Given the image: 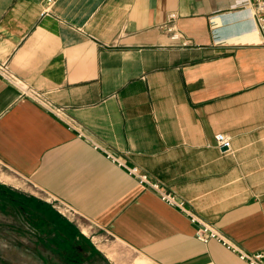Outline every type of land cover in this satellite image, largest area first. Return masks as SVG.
I'll return each mask as SVG.
<instances>
[{"label": "crops", "instance_id": "obj_1", "mask_svg": "<svg viewBox=\"0 0 264 264\" xmlns=\"http://www.w3.org/2000/svg\"><path fill=\"white\" fill-rule=\"evenodd\" d=\"M240 1L0 0V63L24 83L0 73V256L247 264L224 241L264 250V42Z\"/></svg>", "mask_w": 264, "mask_h": 264}, {"label": "built area", "instance_id": "obj_2", "mask_svg": "<svg viewBox=\"0 0 264 264\" xmlns=\"http://www.w3.org/2000/svg\"><path fill=\"white\" fill-rule=\"evenodd\" d=\"M240 3L241 4H251L253 6L254 19L257 22L258 28L262 33V36H263L262 38L264 42V0H241ZM170 19L172 22L175 19V15H171ZM167 30L171 34V40L175 42V44H177L178 46L187 47L190 45L189 40L183 41V34L180 31L176 30L174 26H172L171 24L167 26ZM0 73L14 84L20 85V86L24 85L23 81H21L17 76L12 74L8 70V67L6 65L1 64V63H0ZM21 88H23V92L25 94L32 96L36 101L40 102L43 106H45L49 111L54 113L56 116L62 117L63 115H65L64 108L51 104L50 102L44 99L42 94L34 90H31L30 88H27L26 86L21 87ZM216 141H217L218 147L224 153L231 149V138L228 135L218 134L216 136ZM129 172L131 175L135 176L139 180L140 184L148 188H152V189L159 191L158 184L152 182L146 174H141L138 168H130ZM161 197L163 200L169 202L170 204L177 205L180 208H182V204L177 203L174 197H172L170 194L161 192ZM191 221L198 223L200 225V227L197 230V234H196L200 240L208 242L211 238H219V236L216 233H214V231H212L204 223H201L194 216H191ZM224 244L227 246V248L237 253L238 256L241 258V260L247 262V264H264V250L258 251L255 253H247L229 242L224 241Z\"/></svg>", "mask_w": 264, "mask_h": 264}, {"label": "rangeland", "instance_id": "obj_3", "mask_svg": "<svg viewBox=\"0 0 264 264\" xmlns=\"http://www.w3.org/2000/svg\"><path fill=\"white\" fill-rule=\"evenodd\" d=\"M8 238H3L4 241H6L8 244L11 243V241L7 240ZM9 239L10 238L9 236ZM26 245L21 246H15L9 249H6L4 251V256H0V263L1 264H47V257L45 255L39 252H34L32 250H29L25 247ZM71 259H64L60 260L62 261V264H68ZM137 261V260H136ZM83 264H94L91 261L84 262ZM135 264H137L135 262ZM147 264V263H144Z\"/></svg>", "mask_w": 264, "mask_h": 264}, {"label": "water", "instance_id": "obj_4", "mask_svg": "<svg viewBox=\"0 0 264 264\" xmlns=\"http://www.w3.org/2000/svg\"><path fill=\"white\" fill-rule=\"evenodd\" d=\"M1 264V263H0Z\"/></svg>", "mask_w": 264, "mask_h": 264}]
</instances>
